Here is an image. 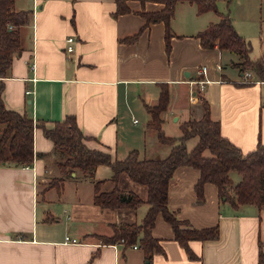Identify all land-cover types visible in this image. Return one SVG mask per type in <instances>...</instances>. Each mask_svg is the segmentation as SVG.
<instances>
[{
  "label": "crops",
  "instance_id": "1",
  "mask_svg": "<svg viewBox=\"0 0 264 264\" xmlns=\"http://www.w3.org/2000/svg\"><path fill=\"white\" fill-rule=\"evenodd\" d=\"M237 1L216 0L222 3L217 11L202 13L194 1H178L167 50L164 22L144 26L138 13L161 9L160 0H124L128 11L117 14L116 0H15V9L29 10L30 19L19 29L21 49L8 75L0 77L1 96L7 109L32 118L34 155L26 165L0 163V264H260V255L264 264V206L232 205L219 198L211 182L203 185L199 199L194 187L199 170L186 165L169 179L167 206L190 227L217 226V238L189 240L191 257L169 222L158 216L151 234L162 251L151 260L137 244L103 243L99 236L112 235L113 224L140 222L148 205L100 208L92 201L93 181L79 169L57 184L60 156L44 133L74 115L87 146L111 159L133 149L140 157L161 158L171 145L146 127L145 104H156L165 86L162 127L178 136L182 122L203 113L198 87L210 117L231 143L243 152L264 144V64L242 71L233 64L240 61L237 53L217 44L205 48L197 36L220 19L219 13L227 14L251 50L252 41L258 42L257 55L249 53L258 59L264 51V0H258L263 7L256 15L251 7L238 9ZM68 36L75 38L72 52L65 49ZM200 79L207 80L202 89ZM112 174L109 165L99 164L93 178L105 180L101 189L109 190ZM117 185L146 197V187L126 173ZM65 236L77 242H65Z\"/></svg>",
  "mask_w": 264,
  "mask_h": 264
},
{
  "label": "trees",
  "instance_id": "2",
  "mask_svg": "<svg viewBox=\"0 0 264 264\" xmlns=\"http://www.w3.org/2000/svg\"><path fill=\"white\" fill-rule=\"evenodd\" d=\"M164 3L161 9L139 11L145 19L144 26L163 21L165 24L166 49L170 43V21L174 15L175 5L180 0H160ZM194 1L199 13L217 11L216 0ZM15 0H0V77L8 75L13 55L21 49L20 27L29 22V10H16ZM115 14L128 11L124 0H116ZM219 13V12H218ZM217 22L209 24L197 36L205 48L215 44L240 56V61L233 63L240 70H260L264 64V51L261 56L252 60L249 56L251 47L247 40L236 32L230 17L221 14ZM137 34L129 40L135 39ZM3 83L0 80V163L16 165L30 164L33 160L34 122L24 113L9 110L2 100ZM199 101L203 113L199 118L188 119L180 124L181 134L169 136L165 134L161 117L168 104V90L161 87L158 102L154 105L145 104L148 113L146 127L154 130L159 142L171 145L168 154L161 158L140 157L135 149L130 150L122 159H111L108 152L88 147L87 138L77 124L74 115H66L56 121L52 128H44V133L53 141V149L60 156L57 165L60 176L55 182L60 184L65 176L75 169L93 181L92 201L100 208L136 209L142 203L148 208L140 222L123 221L113 224L110 236H99L103 243H121L124 248L137 244L143 249L145 258L151 260L156 252H161L158 240L152 236L151 229L158 216L169 222L174 231L175 239L185 248L191 239H215L218 236L217 226L195 228L188 222L178 219L174 211L167 206L168 182L173 171L182 165L199 170V177L194 185L199 199L203 196V185L213 183L221 200L232 205L255 204L264 206V144L247 152H243L221 134L220 125L209 114V104L197 87ZM196 137L195 144L188 149L186 141ZM99 164L109 165L113 171L110 180L114 183L109 190H102L105 180L94 179V170ZM236 171L240 178L234 181L230 172ZM126 173L134 182L146 187V197L141 198L133 191L124 192L117 185L118 177ZM54 181V179L52 180ZM183 225V226H181ZM260 264L262 259L260 255Z\"/></svg>",
  "mask_w": 264,
  "mask_h": 264
},
{
  "label": "rangeland",
  "instance_id": "3",
  "mask_svg": "<svg viewBox=\"0 0 264 264\" xmlns=\"http://www.w3.org/2000/svg\"><path fill=\"white\" fill-rule=\"evenodd\" d=\"M218 4L221 5L222 3L219 2ZM236 6H237L238 9L241 8V7H249V8L251 7L252 15L258 14L259 13V7H263V6H261L260 1H258V0H238ZM257 43L258 42L252 41V50H251V53H250L252 56L257 53ZM194 141H195L194 138L187 140V148L188 149H190L194 145V143H195ZM230 177L234 181H237L240 178V175L236 171H231L230 172Z\"/></svg>",
  "mask_w": 264,
  "mask_h": 264
},
{
  "label": "built area",
  "instance_id": "4",
  "mask_svg": "<svg viewBox=\"0 0 264 264\" xmlns=\"http://www.w3.org/2000/svg\"><path fill=\"white\" fill-rule=\"evenodd\" d=\"M75 38L74 36H68L65 41H66V46L65 49L67 52H72L73 51V42H74ZM200 73H204L206 71V67L205 66H201V68L198 70ZM250 75L249 71H245V76ZM206 79H200L198 80V82L200 83V89L203 88V84L204 82H206ZM31 90L27 89L26 92L29 93ZM134 121H136V119H134ZM65 242H71V243H76L77 240L75 238H69L68 236H65ZM133 247H137L136 244L132 245Z\"/></svg>",
  "mask_w": 264,
  "mask_h": 264
}]
</instances>
